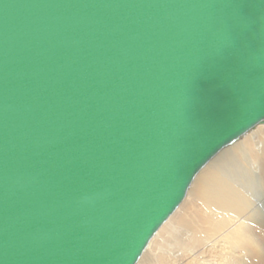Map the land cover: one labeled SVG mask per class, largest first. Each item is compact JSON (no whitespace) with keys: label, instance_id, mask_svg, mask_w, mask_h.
Returning <instances> with one entry per match:
<instances>
[{"label":"water","instance_id":"95a60500","mask_svg":"<svg viewBox=\"0 0 264 264\" xmlns=\"http://www.w3.org/2000/svg\"><path fill=\"white\" fill-rule=\"evenodd\" d=\"M264 126V0H0V264H137Z\"/></svg>","mask_w":264,"mask_h":264},{"label":"bare ground","instance_id":"6f19581e","mask_svg":"<svg viewBox=\"0 0 264 264\" xmlns=\"http://www.w3.org/2000/svg\"><path fill=\"white\" fill-rule=\"evenodd\" d=\"M238 153L245 157L244 167L257 184L256 202L243 198L247 204L243 200L239 204L237 199L242 178L238 180L240 167L234 160ZM252 204L250 211L248 206ZM229 219L236 222L235 228L240 227L228 230ZM253 226L260 232L253 235L249 247L242 234H252ZM257 236L264 243V128H255L244 135L199 172L183 203L154 236L137 264H151L152 260L154 264H212L209 259L214 258L211 255L215 251H224L223 256L228 257V241L234 250H240L241 264H260L263 255Z\"/></svg>","mask_w":264,"mask_h":264},{"label":"rangeland","instance_id":"374dc122","mask_svg":"<svg viewBox=\"0 0 264 264\" xmlns=\"http://www.w3.org/2000/svg\"><path fill=\"white\" fill-rule=\"evenodd\" d=\"M256 128H264V126H259V127H256ZM253 131V130H252ZM236 143V142H235ZM230 147V146H229ZM226 149V148H225ZM223 152V151H222ZM244 156L241 154H239L238 153V155L236 156V158L234 159L235 161H236V164H237V166H238V168L240 167V169H237V171H238V174H237V177H238V180H239V178H240V176L242 177L240 180H241V182L240 183H238V186H240V195H239V197H237V199H240L239 200V204H241L244 200H243V198H245V200H248V201H250L251 199H252V201H254V202H256L255 201V196H257L258 195V187H257V184H256V182L255 181H253L252 179H251V175L249 174V171H248V169H247V167H244L245 166V164H246V160H245V157L243 158ZM227 163H228V161H227ZM225 169L228 171V166H225ZM242 198V199H241ZM243 200V201H242ZM246 201H244L243 202V204H247V203H245ZM255 204V203H254ZM253 204L252 205H249L248 206V208L250 209V211L251 210H253L252 208H253ZM207 216V214H204V217H206ZM260 216V215H259ZM258 219V218H257ZM262 219V217L260 216V220ZM235 224H236V222L235 221H233V220H231V219H229L228 220V230H230V229H232V228H235L234 226H235ZM163 227V226H162ZM161 227V228H162ZM240 226H238V227H236L235 229H237V228H239ZM160 228V229H161ZM251 229H252V234H249L248 235V233L247 232H243V234H242V236H245V239H246V241L248 240L249 242H248V246L250 247V246H252V242H253V235L254 234H258L260 231L258 230V228L256 227H254L253 226V228L251 227ZM257 229V230H256ZM174 234V236H177V234L176 233H173ZM256 234V235H257ZM264 237V236H263ZM255 238H260V237H255ZM257 240H255V242H256ZM258 243H257V245L261 248L260 250L262 251V255H263V257H262V259H261V261H260V264H264V243H263V241H262V243H261V239H258ZM252 243V244H251ZM228 257H226V255H224L223 256V254H226V253H224V251H221V250H218V251H215L216 253H214V254H212L211 256H213L214 258L213 259H209V261L212 263V264H219L220 263V261H221V264H241V261H240V259L241 258H239V254H241V252H240V250H234L233 249V247H234V245L231 243L230 244V242L228 241ZM230 249V250H229ZM232 249L234 250V251H232ZM161 250H162V247H161ZM159 251V252H158ZM158 251H156V252H158V253H161L162 251H160V250H158ZM236 251V252H235ZM145 253V252H144ZM144 255V254H143ZM224 257V258H223ZM142 258V257H141ZM140 258V259H141ZM140 261V260H139ZM138 261V262H139ZM154 264V262H153V260H152V262H151V264ZM142 264H144V263H142ZM205 264H207V263H205Z\"/></svg>","mask_w":264,"mask_h":264}]
</instances>
